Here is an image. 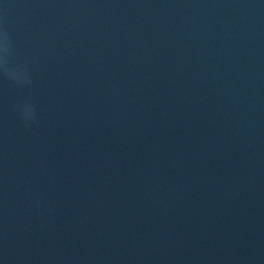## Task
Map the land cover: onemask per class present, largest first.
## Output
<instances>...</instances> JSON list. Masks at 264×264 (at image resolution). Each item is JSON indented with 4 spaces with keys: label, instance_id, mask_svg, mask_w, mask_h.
I'll return each instance as SVG.
<instances>
[{
    "label": "water",
    "instance_id": "1",
    "mask_svg": "<svg viewBox=\"0 0 264 264\" xmlns=\"http://www.w3.org/2000/svg\"><path fill=\"white\" fill-rule=\"evenodd\" d=\"M5 46L0 264H264V0H0Z\"/></svg>",
    "mask_w": 264,
    "mask_h": 264
},
{
    "label": "clouds",
    "instance_id": "2",
    "mask_svg": "<svg viewBox=\"0 0 264 264\" xmlns=\"http://www.w3.org/2000/svg\"><path fill=\"white\" fill-rule=\"evenodd\" d=\"M0 51H6V46L3 49H0ZM2 66H3V64L0 63V67H2ZM24 111H25V115L28 116V117L32 116V114H33L32 113V109L29 106H26Z\"/></svg>",
    "mask_w": 264,
    "mask_h": 264
}]
</instances>
